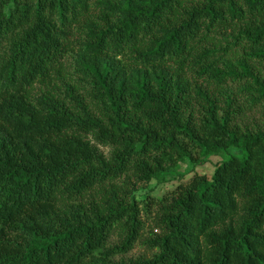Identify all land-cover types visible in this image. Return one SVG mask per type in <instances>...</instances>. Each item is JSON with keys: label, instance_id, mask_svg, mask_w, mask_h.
I'll list each match as a JSON object with an SVG mask.
<instances>
[{"label": "trees", "instance_id": "obj_1", "mask_svg": "<svg viewBox=\"0 0 264 264\" xmlns=\"http://www.w3.org/2000/svg\"><path fill=\"white\" fill-rule=\"evenodd\" d=\"M257 108L264 0H0V264H264Z\"/></svg>", "mask_w": 264, "mask_h": 264}, {"label": "rangeland", "instance_id": "obj_2", "mask_svg": "<svg viewBox=\"0 0 264 264\" xmlns=\"http://www.w3.org/2000/svg\"><path fill=\"white\" fill-rule=\"evenodd\" d=\"M262 113L263 111L259 108L254 109L252 111H248L245 120H247L249 124L260 123L264 118V115ZM231 152L234 151L231 150L230 153ZM227 156L228 154L226 153L212 154L209 155L207 158L197 159L196 163H194L191 159L187 158L184 162H182L179 165L176 173L168 176V180L165 183H162L160 185H155V183H152L148 185L145 189L143 188L138 192V197L143 199L146 196V194L152 190H153L152 193H157L161 195L165 193L167 190L176 186L178 183L188 180L195 173H204L210 177L213 174L216 165L219 162H221L223 159H225ZM144 251H145L144 247L138 245L125 256L126 257L138 256L139 254L144 253Z\"/></svg>", "mask_w": 264, "mask_h": 264}]
</instances>
